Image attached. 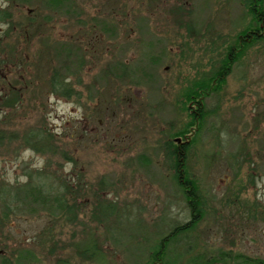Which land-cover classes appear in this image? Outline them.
I'll return each instance as SVG.
<instances>
[{
  "label": "rangeland",
  "instance_id": "1",
  "mask_svg": "<svg viewBox=\"0 0 264 264\" xmlns=\"http://www.w3.org/2000/svg\"><path fill=\"white\" fill-rule=\"evenodd\" d=\"M244 6L241 0H0L7 13L0 18V215L9 208L0 247L29 248L36 264L59 258L150 264L162 236L190 219L165 142L184 141L177 133L192 122L187 87L217 64L224 40L247 25ZM47 45L57 53L52 64L80 79L73 86L78 97L44 88ZM10 89L18 99L7 106ZM203 103V118L185 140L204 214L169 244L164 260L264 259V40L249 46ZM39 139L48 146L33 148ZM39 188L51 195L47 202L28 199ZM24 194L29 205L14 196ZM56 194L72 209L57 206ZM83 248L96 255L86 257ZM221 252L228 260H216Z\"/></svg>",
  "mask_w": 264,
  "mask_h": 264
},
{
  "label": "trees",
  "instance_id": "2",
  "mask_svg": "<svg viewBox=\"0 0 264 264\" xmlns=\"http://www.w3.org/2000/svg\"><path fill=\"white\" fill-rule=\"evenodd\" d=\"M241 1L242 4L245 5L244 7L246 8L249 15V21L247 25L241 28L238 33L231 39L224 40L222 50L217 55V61H215L217 64H212L211 69L207 71L205 77L197 80L194 79L187 87L184 97V103L188 112V116H190L192 122L188 123L185 129L180 130L177 133L183 136L184 141L178 144L173 143L172 140L168 139L165 142L164 147L168 150V165L173 170L174 180L177 186L182 190L186 203L189 206L188 208L190 210V219L182 224L176 225L167 234L162 236L154 249L151 250V255L149 257L150 264H177V261L175 259H171L169 261L167 259L164 260L167 247L180 234L192 230L199 219L203 217L204 202L202 195L198 190L196 181L188 173L186 162L188 159L187 156L189 155L188 148L190 141L185 140V138H187V135L191 132L192 125L196 124V126H198L197 124L200 123L203 118L205 112L203 99L208 95V93L216 91L220 88V86L224 83L228 73L230 72L232 64L246 54L249 46L264 40V0ZM46 2L48 5H53L56 0H46ZM27 11V13H31V10ZM6 16V11L0 9V18H4ZM29 24L30 23H28V25ZM23 30L24 34H26L25 27L23 28ZM44 49L46 55H48V61L45 60L48 71L46 74H42V77H44L42 80L44 88H46L49 93H53L56 95L78 97L79 93H77V91L73 87L76 84H80L79 78H73V76H78L76 74H73V72H70L69 70H64L66 73L62 74L60 70L52 64L54 60V56L52 57V55H55V49L50 45H47V47H45ZM51 51H53L54 54H52ZM10 92H12L13 94V96L9 97L10 101L2 99L5 101V103L3 104L7 106H12L18 99V97L16 96L17 91L10 89ZM192 101L196 103L195 107L192 106ZM197 110L198 113L196 112ZM35 133V135L37 136L40 135L39 132ZM2 138L3 136L0 134V141L2 140ZM49 140L51 139L49 138ZM49 145L53 147L52 144ZM32 146L36 150H40L41 148L44 149L48 145L43 143L41 139H39L35 143L33 142ZM57 149L58 147L56 146L54 147L55 151H53L52 148L50 149V151H53L52 153H55ZM65 152L66 151L62 152L64 156L67 155ZM66 187L71 189L72 191L74 190L72 186ZM24 190L26 191L27 188ZM76 193H79V189ZM28 194V199H31L30 201H39L40 203L43 201L47 202V200H49L51 196L43 190H40V188L36 190L31 189ZM14 196H16L19 200L20 198L23 199L24 204L29 205V202H27V198H25V194L22 195V197L17 195ZM71 199L72 203L75 205V198L71 196ZM52 200H55L57 206H63V209H65L66 211H69L73 207L72 205L68 204L67 200L64 199L62 194H56L52 196ZM8 212L9 208L5 209L2 212L3 215H0V226H3L7 221ZM4 247L5 246L0 247V264H36V261L38 260V257L35 255V253L29 248H14L9 252H6V250L3 249ZM85 253H87L88 257L96 255V251H92L90 253L87 248H83L81 254L85 255ZM228 256V253L221 252L220 256L216 260L226 261L228 260ZM202 258H199L197 255L196 258L193 259V262L195 264H208L207 262H204ZM233 259L237 262H244L246 264H264V259H259V257L249 258L235 254ZM56 264L70 263L66 259L59 258L56 260Z\"/></svg>",
  "mask_w": 264,
  "mask_h": 264
},
{
  "label": "water",
  "instance_id": "3",
  "mask_svg": "<svg viewBox=\"0 0 264 264\" xmlns=\"http://www.w3.org/2000/svg\"><path fill=\"white\" fill-rule=\"evenodd\" d=\"M176 141L179 142V138H176Z\"/></svg>",
  "mask_w": 264,
  "mask_h": 264
}]
</instances>
